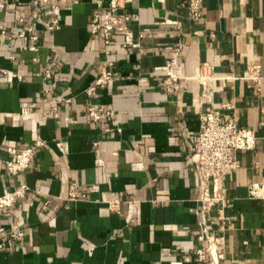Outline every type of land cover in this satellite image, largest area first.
<instances>
[{"label": "crops", "instance_id": "1", "mask_svg": "<svg viewBox=\"0 0 264 264\" xmlns=\"http://www.w3.org/2000/svg\"><path fill=\"white\" fill-rule=\"evenodd\" d=\"M75 1L22 0L39 36L33 43L17 37L15 7L0 0L7 2L0 32L14 35L0 47V70L9 72L0 71V195L30 188L0 213L1 227L25 234L6 242L0 264H207L195 254L204 228L222 238L223 264H264V197L250 195L252 184L264 186V0H204L199 22L187 0H133L127 13L134 19L110 46L118 76L93 96L86 91L106 48L90 24L98 3L107 7L111 0ZM56 18L61 28L51 32ZM165 20L181 29L160 25ZM178 40L185 78L179 93L169 94L166 61ZM254 63L262 66L259 84L244 77ZM201 69L214 77L208 102L196 77ZM225 103L234 108L223 111L222 122L236 116L257 141L239 154L240 168L219 182L223 200L204 210L184 130L196 134L199 113ZM90 104L111 114L95 122ZM37 142L44 146L30 168L9 175L8 150ZM71 185L76 200L69 198ZM110 193L118 204L103 201Z\"/></svg>", "mask_w": 264, "mask_h": 264}, {"label": "built area", "instance_id": "2", "mask_svg": "<svg viewBox=\"0 0 264 264\" xmlns=\"http://www.w3.org/2000/svg\"><path fill=\"white\" fill-rule=\"evenodd\" d=\"M15 7L14 13L17 18L20 33L17 37L29 39L33 43H38L39 36L36 33V27L29 25L23 14L24 3L22 0H6ZM40 6L49 5L51 0H36ZM204 0H187L190 17L193 21L199 22L204 18L203 12ZM74 2H76L74 0ZM133 0H111L106 7L102 2L97 5V10L93 14L90 24L92 36L100 37L105 45L106 60L101 65L100 74L93 84L87 89L88 96H93L95 91L106 89L118 76L115 62L109 60L111 55L110 46L113 43L115 35L127 31V23L134 18L127 13V8ZM7 8V2H0V12ZM52 10L59 11V5H53ZM160 25H172L176 30L181 27L178 22L165 20ZM61 28L58 18L53 19L48 25V30L55 32ZM144 34L139 35L142 39ZM14 40V35L3 29L0 32V47ZM126 47V46H125ZM32 51H39V47L34 45ZM185 46L181 40H178L173 46L169 47L170 56L166 61V70L164 76L165 90L169 94H177L184 83L183 60ZM15 60L16 57H11ZM24 63V61H23ZM3 74H9L7 70H0ZM207 69H201L197 72V79L203 87L202 99L208 102L212 94L211 83L213 76H209ZM13 75V74H12ZM14 78L19 82H26L23 75L14 74ZM255 84H259L262 79V66L259 63L251 64L244 76ZM50 70L46 71V79H50ZM234 106L225 103L219 110L211 112L201 111L199 113V131L194 134L184 130V136L190 146L189 161L195 171L197 188L199 190V202L206 210L223 200V195L219 190V182L233 174L240 168L239 154L249 152L256 146L257 137L251 129L241 128L238 124V118L232 116L227 123L222 122V114L225 110H233ZM111 113L106 109L90 104L87 115L95 122L105 120ZM109 131V130H107ZM42 142L36 145L19 148H10L8 150L9 158L6 160V171L11 176H18L30 168L34 161L36 151L43 147ZM28 185H19L12 191L0 195V213L10 210L17 199L24 198L29 192ZM250 195L253 199H262L264 197V186L260 183H254L250 187ZM86 198L85 195L81 196ZM69 198L76 200L78 191L76 185L70 186ZM103 201L110 203L111 206L118 204L119 197L116 194H105ZM24 232L18 227L10 230L0 226V252L5 248L7 241L21 242L24 239ZM198 240L202 243L195 251L198 261L207 264H223L224 253L220 246L222 238L215 237L207 233L204 228ZM211 256L209 260L208 256Z\"/></svg>", "mask_w": 264, "mask_h": 264}]
</instances>
